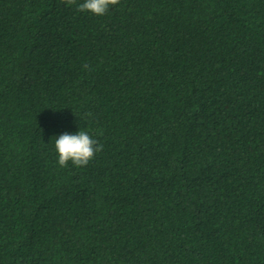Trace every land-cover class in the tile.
<instances>
[{"label":"trees","instance_id":"16d2710c","mask_svg":"<svg viewBox=\"0 0 264 264\" xmlns=\"http://www.w3.org/2000/svg\"><path fill=\"white\" fill-rule=\"evenodd\" d=\"M0 264H264V0H0Z\"/></svg>","mask_w":264,"mask_h":264},{"label":"clouds","instance_id":"9594fccd","mask_svg":"<svg viewBox=\"0 0 264 264\" xmlns=\"http://www.w3.org/2000/svg\"><path fill=\"white\" fill-rule=\"evenodd\" d=\"M68 5L76 4L79 11H90L97 16L105 15L110 6L117 5L119 0H83L77 4L76 0H66ZM85 68L88 65H84ZM91 116V113H85L84 117ZM55 149L58 154V163L61 167H66L68 162L77 167L86 166L94 155L103 149V145L90 135L87 130H79L74 134L64 132L55 140Z\"/></svg>","mask_w":264,"mask_h":264}]
</instances>
